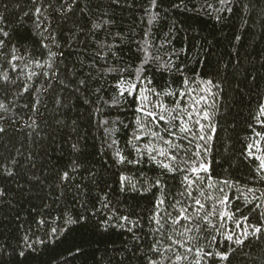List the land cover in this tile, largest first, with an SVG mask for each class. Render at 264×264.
<instances>
[{
    "label": "trees",
    "instance_id": "obj_1",
    "mask_svg": "<svg viewBox=\"0 0 264 264\" xmlns=\"http://www.w3.org/2000/svg\"><path fill=\"white\" fill-rule=\"evenodd\" d=\"M137 80L148 106L202 101L185 154L199 150L204 190L234 221L264 228V0H0V264H264V233L224 240L234 221L156 230L183 173L144 151L167 146L119 94Z\"/></svg>",
    "mask_w": 264,
    "mask_h": 264
},
{
    "label": "snow or ice",
    "instance_id": "obj_2",
    "mask_svg": "<svg viewBox=\"0 0 264 264\" xmlns=\"http://www.w3.org/2000/svg\"><path fill=\"white\" fill-rule=\"evenodd\" d=\"M138 83H141V81L137 80L132 84L121 82V84H117L116 87L121 96H124L127 91L128 95H136L139 98L140 103L137 112L139 113L140 118L136 120L137 125L141 124L143 118H147L146 126H153L155 129L154 132L149 134L148 138L157 140L162 146H167L166 148H156L155 145H153L144 149V151H146L149 158H151L157 166L162 168L166 173L173 176L183 173L181 177V189L177 192L170 205L172 212H175L176 215L172 216V212H167V210H165L167 212L166 216L157 212L154 220L159 227L156 230H162L165 225H171L172 227L179 225L181 229L192 231L193 229L189 226L195 221L196 225H199V227L195 228L196 231H200L201 228H203L205 231L215 229L219 232V230L225 226L226 221H234V218L238 216V211L229 214L227 208H230L232 201L227 198V195L218 197L219 203H216L211 194L204 190L203 186L207 183L205 175L208 173V167L202 160L198 162L192 160L193 157L198 155L199 150L193 151L192 148H188L187 153L185 154V145L193 140L197 132L203 133L205 130L200 121L209 120V114L207 112L201 113L200 109L196 107V105H200L202 101L194 99L188 107H184L181 102L183 101L185 104H188L189 102L185 97L191 96V92H165L163 95L175 96L177 98L175 106L172 109H169L165 104L157 103L155 101L148 106V97L141 95L140 91L136 88V84ZM151 91L154 96L161 95V93H157L155 90ZM193 91L195 90L193 89ZM2 110L3 105H0V111ZM172 113H176L175 118H173ZM260 113L261 116H264V108L260 109ZM194 115L196 117L195 119H193ZM181 116L184 118L181 119ZM188 121H192L197 127L193 128ZM161 125H168V127L162 130ZM2 131L3 129L0 128V132ZM138 131L143 132L144 128L141 127ZM211 131L212 133L215 132L214 126ZM190 133L191 135H188ZM140 139H144V137L138 136L137 140ZM208 139H211V135L208 136ZM198 140L204 141L205 135H199ZM137 151H140L139 147L137 148ZM250 153L251 148L249 149V154ZM157 157L160 159H157ZM255 159L260 160L261 171H264V157H255ZM120 162L123 163V160ZM8 174L11 175V173ZM66 178L67 177H65V179ZM261 179H264V177H261ZM221 183L227 184V181H222ZM156 186L160 187L159 184ZM229 186L231 187V185ZM208 187L211 188L214 187V185L208 184ZM220 191L223 192L224 189L221 188ZM200 197H204V199L202 200ZM185 201H187V203H185ZM247 203L252 202L249 201ZM164 204L165 200L161 199L157 204V207L161 208ZM222 206L225 209L223 211H221ZM245 206H247V204ZM259 207V205H255L253 210ZM213 213L215 214L214 217ZM261 215L264 216V212H262ZM209 217L219 220L220 223L214 224ZM261 224H264V219L261 220ZM249 228L251 231H249ZM233 229L237 231H233ZM228 231L232 234L224 236V240L228 241L230 244H236L239 246L243 245L250 236H258L259 234L264 233V228L249 225L248 218L245 217L242 220H235L233 222V228L228 229ZM180 234L182 235L183 233ZM223 242L224 241H220L221 245ZM172 243L177 244V241L172 240ZM178 246L181 248L183 247V245ZM169 251H172V249H169ZM187 251L192 253L193 249L188 248ZM194 254L196 256H203L204 252L201 250ZM229 255L230 253L223 254L218 258L222 261H227ZM182 258L187 259V257Z\"/></svg>",
    "mask_w": 264,
    "mask_h": 264
}]
</instances>
